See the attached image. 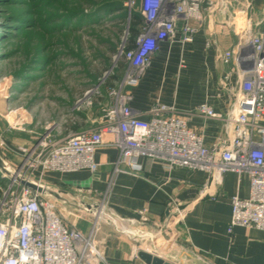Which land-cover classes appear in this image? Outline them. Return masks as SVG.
<instances>
[{"label": "crops", "instance_id": "crops-1", "mask_svg": "<svg viewBox=\"0 0 264 264\" xmlns=\"http://www.w3.org/2000/svg\"><path fill=\"white\" fill-rule=\"evenodd\" d=\"M211 1L215 8L204 4L205 19L194 42L182 43L184 23L179 22L175 39L161 44L137 86L124 91L131 94L130 107L144 121L152 118L158 105L174 107L209 149L227 137L226 118L240 82V67L235 60L224 63L223 57L234 49L243 27L264 32V0H228L230 7L222 0ZM218 21L229 29L218 26ZM107 93L103 109L96 106L87 111L92 106L87 104L86 110H74L63 137L98 129L105 109L114 103ZM203 105L221 119L200 115L198 108ZM21 131L0 128V158L12 171L24 161L21 148L37 144ZM118 157L117 149L103 147L95 153L99 166L95 174L35 175L65 199L47 197L63 223L94 245L97 254L87 255L86 264H146L141 252L172 264H264V231L231 226L232 199L250 196L247 175L227 172L218 178L201 170L168 168L143 157L135 161L136 170L124 167L128 172H117ZM3 174L0 170L6 188L9 181L1 179ZM83 202L98 205L97 212L81 208ZM174 209L184 211L183 220Z\"/></svg>", "mask_w": 264, "mask_h": 264}, {"label": "built area", "instance_id": "built-area-1", "mask_svg": "<svg viewBox=\"0 0 264 264\" xmlns=\"http://www.w3.org/2000/svg\"><path fill=\"white\" fill-rule=\"evenodd\" d=\"M207 2L215 8L211 0H142L145 28L133 50L125 52L123 47L115 57V63L124 61L127 68L119 87L109 91L114 103L105 109L99 128L59 140L46 133L32 149L21 148L25 158L16 169L18 175L41 184L36 174H95L99 167L95 153L103 147L118 150L117 172L125 171L124 167L136 170L135 161L143 157L168 168L201 170L218 178L227 172L245 174L250 180V196L232 199L231 226L264 231V32L243 27L238 43L223 57L224 63L235 60L240 67V82L226 118L227 137L212 149L189 129L187 118L174 107L158 105L152 118L144 121L130 107L131 94L124 92L137 86L161 44L175 39L179 22L184 23L182 43L194 42ZM222 2L231 6L228 0ZM134 5L130 0L129 9ZM250 9L251 3L246 7L247 12ZM217 25L230 27L223 21ZM198 113L221 119L206 105L199 107ZM9 178L6 174L1 177L9 181L6 188L0 182V264H86L87 255L97 254L89 238L63 223L54 203ZM173 211L179 220L184 219V211Z\"/></svg>", "mask_w": 264, "mask_h": 264}, {"label": "rangeland", "instance_id": "rangeland-1", "mask_svg": "<svg viewBox=\"0 0 264 264\" xmlns=\"http://www.w3.org/2000/svg\"><path fill=\"white\" fill-rule=\"evenodd\" d=\"M134 1L133 10L139 11L142 0ZM129 3L124 1L127 19L103 18L57 37L59 43L54 39L56 52H63L60 61L43 75L32 73L26 84L13 75L23 63V56L0 63V128L22 129L35 140L54 131L52 136L59 140L65 138L62 134L75 116L74 110H86L84 106L90 101L92 106L87 111L96 106L97 110L103 109L109 91L106 86L124 63H115V57L128 38L132 11Z\"/></svg>", "mask_w": 264, "mask_h": 264}, {"label": "trees", "instance_id": "trees-1", "mask_svg": "<svg viewBox=\"0 0 264 264\" xmlns=\"http://www.w3.org/2000/svg\"><path fill=\"white\" fill-rule=\"evenodd\" d=\"M124 1L0 0V63L23 56V63L13 75L26 84L32 73L43 75L60 61L63 52H56V45L54 47L52 43L54 39L76 31L82 24L97 23L103 18L127 19L128 9ZM144 28L145 19L141 11L132 9L125 52L135 48L136 39ZM56 40L59 43V39ZM126 68L124 62L106 86L107 90L118 88L116 86L122 81Z\"/></svg>", "mask_w": 264, "mask_h": 264}, {"label": "water", "instance_id": "water-1", "mask_svg": "<svg viewBox=\"0 0 264 264\" xmlns=\"http://www.w3.org/2000/svg\"><path fill=\"white\" fill-rule=\"evenodd\" d=\"M0 170L4 174L10 176L11 178H16L17 181L19 183H21L23 186H26L27 188L41 194L42 196L56 198L57 200H60V201H65V199L62 197L61 193L55 192L54 190H51L49 187H47L43 184H40L34 180H29L27 178H24V177L18 175L16 170H14V171L9 170L1 158H0ZM79 205L81 206V208H83L89 212H94V213H96L98 208H99L98 205L90 206L89 204H87L85 202L80 203ZM93 209H95V210H93ZM139 257L146 264H172V263L167 262L158 256H153V255L146 253V252H141L139 254Z\"/></svg>", "mask_w": 264, "mask_h": 264}]
</instances>
